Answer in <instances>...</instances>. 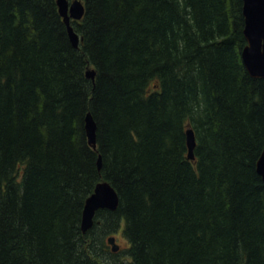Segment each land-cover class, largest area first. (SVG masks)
<instances>
[{"label": "trees", "instance_id": "obj_1", "mask_svg": "<svg viewBox=\"0 0 264 264\" xmlns=\"http://www.w3.org/2000/svg\"><path fill=\"white\" fill-rule=\"evenodd\" d=\"M82 1L74 46L56 0H0V264H264L242 0ZM101 180L117 207L83 231Z\"/></svg>", "mask_w": 264, "mask_h": 264}, {"label": "water", "instance_id": "obj_2", "mask_svg": "<svg viewBox=\"0 0 264 264\" xmlns=\"http://www.w3.org/2000/svg\"><path fill=\"white\" fill-rule=\"evenodd\" d=\"M59 14L65 22L69 39L74 46H78L79 35L74 30L71 19H80L85 11L82 0H56ZM242 13L244 16L243 33L246 44L241 51V57L248 72L252 76H264V0H242ZM85 74L92 80L95 70L88 67ZM85 132L88 143L96 148V122L89 111L85 114ZM195 135L192 128L186 129L187 156L193 158ZM97 167L101 166L100 155L97 157ZM256 170L264 181V148L256 160ZM118 204V194L115 188L106 180L98 181L93 191L86 197L81 215V229L85 231L93 223V216L98 208L115 209ZM112 250L119 248L114 234L106 237Z\"/></svg>", "mask_w": 264, "mask_h": 264}, {"label": "rangeland", "instance_id": "obj_3", "mask_svg": "<svg viewBox=\"0 0 264 264\" xmlns=\"http://www.w3.org/2000/svg\"><path fill=\"white\" fill-rule=\"evenodd\" d=\"M114 235H115L116 241L119 243L120 247H126L128 245L127 239L122 234V232H119L117 234L115 233Z\"/></svg>", "mask_w": 264, "mask_h": 264}, {"label": "bare ground", "instance_id": "obj_4", "mask_svg": "<svg viewBox=\"0 0 264 264\" xmlns=\"http://www.w3.org/2000/svg\"><path fill=\"white\" fill-rule=\"evenodd\" d=\"M81 224V223H80Z\"/></svg>", "mask_w": 264, "mask_h": 264}]
</instances>
